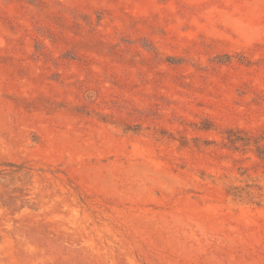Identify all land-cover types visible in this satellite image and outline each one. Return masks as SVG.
I'll return each mask as SVG.
<instances>
[{
	"label": "rangeland",
	"instance_id": "rangeland-1",
	"mask_svg": "<svg viewBox=\"0 0 264 264\" xmlns=\"http://www.w3.org/2000/svg\"><path fill=\"white\" fill-rule=\"evenodd\" d=\"M0 264H264V0H0Z\"/></svg>",
	"mask_w": 264,
	"mask_h": 264
}]
</instances>
